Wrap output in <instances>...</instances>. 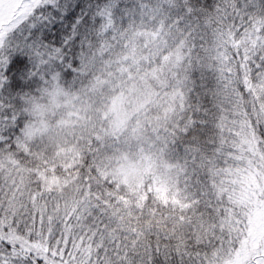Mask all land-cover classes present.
<instances>
[{
	"label": "snow or ice",
	"instance_id": "6c2138e0",
	"mask_svg": "<svg viewBox=\"0 0 264 264\" xmlns=\"http://www.w3.org/2000/svg\"><path fill=\"white\" fill-rule=\"evenodd\" d=\"M0 264H264V0H0Z\"/></svg>",
	"mask_w": 264,
	"mask_h": 264
}]
</instances>
